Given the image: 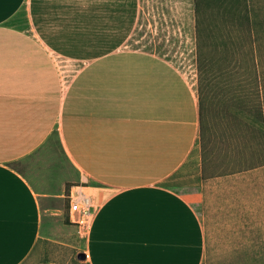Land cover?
I'll return each instance as SVG.
<instances>
[{"label":"crops","instance_id":"1","mask_svg":"<svg viewBox=\"0 0 264 264\" xmlns=\"http://www.w3.org/2000/svg\"><path fill=\"white\" fill-rule=\"evenodd\" d=\"M141 8L0 0V264L77 230L79 185L96 208L90 264L202 263L196 206L166 184L183 166L203 171L198 89L134 44Z\"/></svg>","mask_w":264,"mask_h":264},{"label":"rangeland","instance_id":"2","mask_svg":"<svg viewBox=\"0 0 264 264\" xmlns=\"http://www.w3.org/2000/svg\"><path fill=\"white\" fill-rule=\"evenodd\" d=\"M248 1L264 19V0ZM141 7L134 44L172 61L198 88L194 0H141ZM239 42L247 69L241 90L250 110L264 109V31ZM208 104L203 171L199 162L183 166L166 184L196 206L205 235L201 264H264V126L250 112H237L229 98ZM236 168L241 172L224 177ZM88 232L77 226L58 241L42 239L21 264H90L89 257L78 259L87 253Z\"/></svg>","mask_w":264,"mask_h":264},{"label":"trees","instance_id":"3","mask_svg":"<svg viewBox=\"0 0 264 264\" xmlns=\"http://www.w3.org/2000/svg\"><path fill=\"white\" fill-rule=\"evenodd\" d=\"M194 5L197 89L204 159L206 152L205 116L210 100L229 98L237 112H250V117L252 116L264 126L262 105L254 111L250 110L249 98L246 97V92L241 90V81L244 79L240 76L247 69L241 57L242 45L239 42L246 35L248 38H255L256 31H264V19L258 20L255 17L256 11L252 9L248 0H194ZM252 43H254L252 47L255 48L256 41Z\"/></svg>","mask_w":264,"mask_h":264},{"label":"built area","instance_id":"4","mask_svg":"<svg viewBox=\"0 0 264 264\" xmlns=\"http://www.w3.org/2000/svg\"><path fill=\"white\" fill-rule=\"evenodd\" d=\"M68 197L70 221L81 230L90 229L96 214L92 194L79 185L72 188Z\"/></svg>","mask_w":264,"mask_h":264},{"label":"water","instance_id":"5","mask_svg":"<svg viewBox=\"0 0 264 264\" xmlns=\"http://www.w3.org/2000/svg\"><path fill=\"white\" fill-rule=\"evenodd\" d=\"M88 258V254L86 252H81L78 254V259L79 260H85Z\"/></svg>","mask_w":264,"mask_h":264}]
</instances>
